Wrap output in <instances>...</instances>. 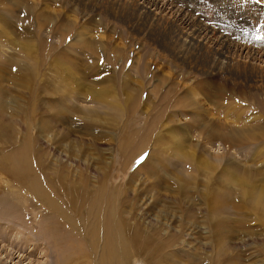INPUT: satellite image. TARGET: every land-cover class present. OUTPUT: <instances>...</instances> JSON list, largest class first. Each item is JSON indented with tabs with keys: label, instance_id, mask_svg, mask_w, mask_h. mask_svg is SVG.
<instances>
[{
	"label": "rangeland",
	"instance_id": "374dc122",
	"mask_svg": "<svg viewBox=\"0 0 264 264\" xmlns=\"http://www.w3.org/2000/svg\"><path fill=\"white\" fill-rule=\"evenodd\" d=\"M137 3L152 13L141 12ZM155 12L159 13L156 17ZM26 45L35 46L34 55L40 61L33 62V55L25 54L22 48ZM214 61L235 66L214 70L212 77L207 65ZM26 67L31 73L20 70ZM218 86L226 90L222 93L226 105L236 102V107L228 105L235 110L215 105L214 97H221ZM1 90L6 109L10 107L15 114L11 126L15 131H26L25 112L38 105L39 99L45 108V123L51 122L54 109L61 110L57 127L50 124L41 137L40 148L48 161L60 157L67 172H84L95 186L106 183L105 195H114L116 204L121 203L130 224L149 230L160 226L163 240L168 245L175 242L169 251L203 253L201 247L208 246L209 240L202 225L187 226L173 243L172 234L180 229L182 218L196 223L205 216L202 200L190 191L192 177L199 187L204 183L216 190L219 187L204 174L195 176L188 169L194 163L191 159L190 165L186 161L183 167L180 161L176 164L167 124L179 136L183 132L186 150L181 152L188 155L202 153L199 145L205 144L207 130L217 121L226 130L240 115L241 122L250 120L248 124L263 127L264 107L257 105L264 102V4L253 0H0ZM38 117L40 112L31 118V136L37 135ZM156 136L166 142L157 143ZM222 140L212 136L213 149L207 146V150L220 157H208L216 171L205 172L214 178L221 168L235 166L240 179H252L258 190L251 200L243 194L244 189L250 194V188L238 183L231 195V185L222 178L223 192L237 200L244 214L238 216L237 237L223 245L221 264H235L238 255L240 263L264 264L259 262L264 254L258 251L263 244L259 233L263 232L250 217L257 216L250 208L264 209V199L257 200L264 197V141L231 146ZM141 157L147 158L138 163ZM179 168L186 172L180 175ZM180 176L185 182H179L183 191L177 195L173 180ZM3 178L0 175V185ZM72 218L76 223L73 234L92 243L94 255L89 259L87 249L75 251L59 258L57 264H100L103 237L92 235L94 224L89 218ZM260 219L264 221V213ZM3 245L0 238V248ZM135 249L139 251L134 243L129 264H142L140 260L147 255ZM13 250V264L20 258L18 252L25 261L22 264L42 263L26 256L23 248ZM52 253L48 262L56 264ZM178 259L192 264L186 254Z\"/></svg>",
	"mask_w": 264,
	"mask_h": 264
},
{
	"label": "bare ground",
	"instance_id": "6f19581e",
	"mask_svg": "<svg viewBox=\"0 0 264 264\" xmlns=\"http://www.w3.org/2000/svg\"><path fill=\"white\" fill-rule=\"evenodd\" d=\"M137 5L140 6L141 12L142 10H144L148 13H152L147 8L139 5L138 3ZM156 13L157 12H155L153 16L156 17L159 14ZM156 20H160L159 17ZM22 50L26 55H33V58L30 56L33 62L37 63L38 61H40V59H37V56L34 55L36 53L35 46L26 45V47L22 48ZM233 64L214 61L211 64L207 65L208 70H210L209 72H213L210 73L209 76L215 77L216 72H214V70H221L223 67H225V69L233 68V66H235ZM188 68H190V66H188ZM20 70H22L23 73H31L28 67L20 68ZM36 75L37 74H35V76ZM220 88L221 87H219L218 89ZM225 92L226 90L224 87L219 90V95L221 97H214L215 101L213 100V102L215 103V105L217 104L224 110H227L229 108L228 105H230L231 107H236L235 101L231 104H225V100L223 101L222 97V93ZM4 94L1 90L0 175H3L4 182L2 183V185H0V194H2L0 199V238L3 240V242H5V245H3L4 247L0 248V264L12 263V255L14 251L13 249H16V247L23 248L24 251H27L26 256L37 257V259H40L38 260L42 262L40 264H49V254H51V252H53L52 255L55 258L56 264L58 263L59 258H61L62 256L66 255L67 257V255L72 254L75 251L82 253L83 251H85V249H87L86 256L90 259L91 256L94 255V245L92 243L88 244L84 243L82 240H78V236L75 237L72 232L75 231L76 228L75 220L72 218L73 216H75L77 219L89 218V220H92V223L94 224V231L92 232V235L95 237H103L104 250H102V254L100 256V264H129V262L132 261L130 248L134 243L136 246L138 245L139 248V251L135 249L137 254L138 252L143 251V253L145 252L147 255L146 259L142 258V260H140L142 264H161L163 262H165L166 264H191L183 260H181L183 261V263L178 261V257L180 258L185 254L192 258V264H194L193 261H199L196 264L222 263V259L225 253L224 243L229 241L234 235L238 234L237 232L239 229H237V227L241 225V222H239V215L244 214L242 212L244 208L241 207L238 202H235L237 200L234 201L233 198H230L231 196L229 195L230 193L231 195H233V192H235L234 185H237L238 183L244 187L250 188V194H247L246 189L243 190V194L248 196L249 199H251V196L254 197V191L258 189L253 184L252 179H240L237 171L235 170V166L230 168H221L219 174H216V177L214 178L211 173L205 172L206 170L210 172L216 171V166H214L215 164L213 162H209V160H207L208 157H220L219 155H212L211 152L208 151L213 149V143H210V141L212 136L213 139H217L219 137L220 139H223V142L225 141V143H231V146H235L238 144L240 146H245V141H251L250 144L247 143L248 145L254 144L253 142L256 141H264V119L261 122L263 127H259V123L248 124L247 122H251L250 120H247V124L243 121L241 122L239 118L240 115H237L235 116L237 117L236 120H233V117L231 118L233 120H231L232 124L231 122L228 123L229 129L226 130L222 128V125L220 124L221 122L218 123L217 121V123H213L212 125H210L211 128L207 130L208 133L206 132L207 140L205 139L206 142L203 141L205 142V144L199 145L200 149L203 148L201 154H199L198 152L199 155L193 152L190 155H188V153H182L181 151L185 152L186 150V146H184L183 143V138L181 137L183 132L180 133L181 136H179V133L175 131L170 125L171 123L167 124L168 130H170V132L168 133L169 139H167L168 142L171 143V147L173 146L174 150H176V153L175 151L172 152V155H174L175 153L173 158L177 159L176 164L180 161L183 167V163L186 161V164L190 165L188 163V160L191 159L192 161H194V163L191 164L188 169L195 173V176L204 174L210 180V182L214 183L216 187H219L216 190V188L211 187V184L208 185L204 183V185L202 184L201 188L199 187L197 178L194 176L192 177L194 185H191L190 191L192 194H197V197H200V199L202 200L203 206L201 207H204L205 216H203L204 218L202 219V221L196 223L190 220H184L185 218H182L183 221H181V224L179 226L180 229L177 232L174 231V233L172 234V238L174 239H172L171 242L173 243L175 239H178L175 237H178L181 233H183V229H186L187 226H193V229H195V225H202L207 230L206 237L209 240V245H203L201 247L203 251L205 249V252L203 253H195L188 250H184L183 252L181 251L180 253H178L172 250L169 251L168 248L172 245H175V242L171 245H168L166 241L163 240V236L159 231L160 226L157 228L150 227L149 230L145 227H141L140 225L138 226V224H130L125 217V209L122 207L121 203L116 204V200L113 198L114 195H110L109 197L105 195L103 185L106 183H98V185L95 186L94 182L91 179L92 177L89 178L85 175L84 172H79L77 174L67 172L61 164V161H59L60 157L56 158L55 160L49 161L46 159L42 148H40V143L42 142L41 137H43L44 131H48L49 128H51L50 124H54L55 127H57V123L58 121H60L61 115V110L59 108L54 109L53 117L51 116V122L45 123L43 118V115H45V108L43 107V102L41 101V99H39L38 105H36V103L34 102L35 105H31L32 108H28L25 112V116L23 117L24 123L26 124L27 122H29L28 126H26V131H24V133L22 132L23 130L15 131L11 127L14 121L13 115L15 114L12 113L10 107L9 110L6 109V96ZM32 98H35V96H32ZM219 102H221V104H219ZM226 106L227 109H225ZM257 107L263 108L264 102H258ZM233 110L235 109L229 111ZM37 112H40V117L37 118L36 122L38 126L35 133L37 135L31 136V118L36 115ZM7 114L8 116H6ZM226 114L228 115V111ZM254 120H256V122L258 121L257 119ZM257 126L259 128H257ZM203 128H206V124L203 125ZM32 129L34 130L35 126ZM245 136H247V140H245ZM155 141L157 143L166 142V140L164 141V138L161 139V136H156ZM215 141L217 142V140ZM207 146H210L209 149L207 148ZM231 162H233V160L230 161V164ZM179 169L180 175L186 172L181 168ZM222 178L225 179L226 184L231 185L232 187H229L230 190L228 189L229 191H231L230 193L228 192L229 195H225L221 188L223 186L222 184L224 183L222 181ZM181 179L185 182V180L181 176L179 177V179H177V181L173 180L176 183L175 191L177 195H181L183 191V188L179 184ZM189 186L190 184H188L186 187L189 188ZM186 187H184V190ZM221 191L223 193H221ZM191 198L192 197H190V199ZM192 199H194V197ZM261 199H264V197H257V200ZM250 209L253 211V213L256 212L257 215L255 217L253 214H250V217L253 218L255 222H259V224L256 223L257 227L259 231L262 230L263 232L261 234L259 233L260 238L262 237L261 241H263V244L262 247L258 250L260 252L259 255H263L264 221H262V219L260 218L264 213V209L263 207L259 206H254ZM225 214L229 215L225 216ZM203 235H205V233ZM235 237H237V235ZM184 241L185 240L183 239L182 242ZM167 249L169 252L167 251ZM207 249L210 252H208ZM18 257L20 258L18 259L17 264H22L23 262H25L24 260H21L22 255L20 254V252H18L17 254V258ZM238 259L241 260L239 255L234 258L235 264H243L240 263ZM259 262H264V260L262 259ZM27 264H30V261ZM95 264H99V262ZM251 264H257V261Z\"/></svg>",
	"mask_w": 264,
	"mask_h": 264
},
{
	"label": "snow or ice",
	"instance_id": "6c2138e0",
	"mask_svg": "<svg viewBox=\"0 0 264 264\" xmlns=\"http://www.w3.org/2000/svg\"><path fill=\"white\" fill-rule=\"evenodd\" d=\"M256 4H264V0H253ZM147 157H141L138 163H142Z\"/></svg>",
	"mask_w": 264,
	"mask_h": 264
}]
</instances>
